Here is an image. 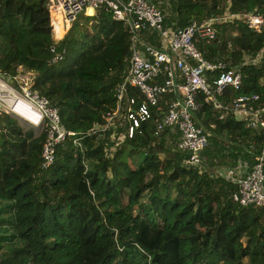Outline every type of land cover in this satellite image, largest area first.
I'll return each instance as SVG.
<instances>
[{"label": "trees", "instance_id": "16d2710c", "mask_svg": "<svg viewBox=\"0 0 264 264\" xmlns=\"http://www.w3.org/2000/svg\"><path fill=\"white\" fill-rule=\"evenodd\" d=\"M47 1L0 0V71L32 70V88L57 107L81 145L66 138L42 167L44 128L0 111V226L11 229L0 231V264H264V206L233 200L236 183L225 174L255 163L264 127L224 107L239 94L257 92L264 102V24L257 30L233 17L215 25L213 40L196 41L206 58L235 66L241 84L216 100L197 93L194 119L207 144L199 163L186 165L176 128L155 131L173 92L130 136L118 137L128 125L125 109L113 125L91 130L115 107L131 53L129 24L104 6L81 12L56 41L63 49L52 61ZM148 1L171 29L226 9L264 17V0ZM206 73L211 81L217 70ZM126 93L134 106L142 100L136 87Z\"/></svg>", "mask_w": 264, "mask_h": 264}, {"label": "built area", "instance_id": "2783aa9c", "mask_svg": "<svg viewBox=\"0 0 264 264\" xmlns=\"http://www.w3.org/2000/svg\"><path fill=\"white\" fill-rule=\"evenodd\" d=\"M100 6L110 9L115 18L128 22L131 53L126 72L116 86L115 107L107 111L105 123L96 124L91 130H104L113 125L116 117L121 115V109H125L128 125L118 137L121 139L125 134L130 136L141 120L151 116L152 106L157 105L159 98L173 92L174 96L167 101L166 108L160 110L155 131L164 126L176 128L179 132L177 147L186 152L182 162L186 165L198 164L201 150L207 144V135L204 127L194 119L201 106L197 93L200 91L207 98L216 100L226 86H240L241 74L235 66L228 65L222 59L206 58L196 41L213 40L216 36L215 25L233 17L242 18L249 26L259 30L264 24V17L259 12H231L226 9L200 21L191 20L184 26L171 29L163 23L162 11L148 0H48L55 40L51 45L52 61L61 57V52L56 51V41L64 37L78 14L90 13ZM149 34L156 42L148 40ZM213 70H217V75L209 81L206 72ZM33 73L21 65L17 66L15 74L0 71V111L9 113L28 126L44 128L40 162L42 167H48L55 159L58 143L71 138L81 145L80 136L61 122L57 107L32 88ZM127 86L136 87L142 94V100L136 106L133 97H126ZM259 98L257 92L239 94L224 107L231 109L237 118L246 119L249 125L264 127L261 116L264 102L259 103ZM263 164L264 148L248 170L243 168L245 165L226 168V176L236 183V189L231 193L233 200L241 205L264 206Z\"/></svg>", "mask_w": 264, "mask_h": 264}, {"label": "rangeland", "instance_id": "374dc122", "mask_svg": "<svg viewBox=\"0 0 264 264\" xmlns=\"http://www.w3.org/2000/svg\"><path fill=\"white\" fill-rule=\"evenodd\" d=\"M17 121H18V123L21 124L22 126L27 127V125H26L25 123H23V121H21V120H17ZM39 131H40V130L36 129V130H35V133H38ZM4 229H7L8 232L11 231L10 228H6V227H4V226H0V231H3Z\"/></svg>", "mask_w": 264, "mask_h": 264}, {"label": "water", "instance_id": "95a60500", "mask_svg": "<svg viewBox=\"0 0 264 264\" xmlns=\"http://www.w3.org/2000/svg\"><path fill=\"white\" fill-rule=\"evenodd\" d=\"M62 49H63V44H62V43H59V44L56 46V51L61 52Z\"/></svg>", "mask_w": 264, "mask_h": 264}, {"label": "bare ground", "instance_id": "6f19581e", "mask_svg": "<svg viewBox=\"0 0 264 264\" xmlns=\"http://www.w3.org/2000/svg\"><path fill=\"white\" fill-rule=\"evenodd\" d=\"M89 12H90V10H89Z\"/></svg>", "mask_w": 264, "mask_h": 264}]
</instances>
